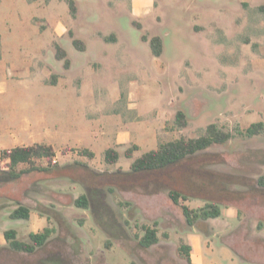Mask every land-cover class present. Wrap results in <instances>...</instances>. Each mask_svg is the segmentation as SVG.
Instances as JSON below:
<instances>
[{
	"label": "rangeland",
	"instance_id": "rangeland-1",
	"mask_svg": "<svg viewBox=\"0 0 264 264\" xmlns=\"http://www.w3.org/2000/svg\"><path fill=\"white\" fill-rule=\"evenodd\" d=\"M74 3L73 13L68 0H0V133L25 119L32 132L24 144L57 152L56 163L35 161L49 171L11 179L0 168V264H264V128L246 133L264 124V0ZM143 34L162 38L160 56ZM179 109L184 128L173 123ZM209 123L232 137L158 175L118 172L161 142L204 134ZM117 132L136 141L114 143ZM83 146L96 156L80 155ZM107 146L119 151L116 163L104 161ZM169 187L187 194L181 202L190 208L219 204L221 215L189 225ZM81 193L88 208L73 204ZM17 204L29 207V219L9 218ZM155 221L160 241L142 248L135 234ZM45 226L55 232L33 253L11 249L3 236L15 229L29 240ZM182 243L193 247L190 261Z\"/></svg>",
	"mask_w": 264,
	"mask_h": 264
},
{
	"label": "trees",
	"instance_id": "trees-1",
	"mask_svg": "<svg viewBox=\"0 0 264 264\" xmlns=\"http://www.w3.org/2000/svg\"><path fill=\"white\" fill-rule=\"evenodd\" d=\"M70 10L74 13L75 3L74 0H68ZM246 5V4H245ZM258 9L264 12V4L259 5ZM140 28L139 24H137ZM72 38V44L77 49H84V44L81 40L75 38L72 32H69ZM108 38V37H106ZM142 40L148 41L151 53L154 56H160L163 51L162 38L159 35H154L151 38H147L144 34ZM66 52L59 45L55 47V57L63 60V66L65 69L69 68L70 62L66 57ZM54 82V81H53ZM173 123L175 127L184 128L188 125V116L184 110L179 109L174 114ZM264 124L262 121L250 124L246 128L248 136L259 134L263 131ZM232 137L230 132H224L220 130L216 124L209 123L205 128V133L197 137H180L173 140L161 142L157 148L147 150L141 155L133 159L130 163V169L128 171L118 170L123 176H136L144 173H150L158 175L165 171L172 165L179 164L183 160L196 156L202 152H205L207 148L216 144H223ZM137 145H131L124 151V155L128 158L133 156L134 150ZM1 154L8 158V169L6 173L9 178L15 179L20 177L24 173L38 171H49V165L53 164L52 160L55 156V151L52 145L45 143H38L26 146H14L10 149L0 150ZM79 154L88 158H93L94 153L87 148L79 150ZM104 161L113 164L119 159V151L115 148H107L104 151ZM39 159L47 160V166H38L35 161ZM29 164L28 167L18 169L17 167L22 164ZM84 168H88V165L82 162H76ZM257 183L264 187V175H261L257 179ZM169 199L181 209V212L185 216L189 225H195L198 221H205L209 218H217L221 215L222 210L219 204L214 202H206L204 205L198 208H190L188 205L181 202V200H188L189 196L179 189L169 187L166 188ZM76 207L88 208L89 197L87 193L79 194L73 201ZM30 209L26 205L17 204L16 207L9 213L10 219H29ZM158 223L155 221L152 225L142 224L139 227L140 235L135 234L138 244L142 248H148L153 244L160 241L157 229ZM55 232V227L45 226L42 230L29 233V240H19L17 238V231L15 229H6L3 232L4 239L7 241L8 246L16 251H22L27 253L35 252L39 247H42L48 238ZM179 249L186 255L187 260L190 261L191 245L180 244ZM130 264H135L133 261Z\"/></svg>",
	"mask_w": 264,
	"mask_h": 264
},
{
	"label": "crops",
	"instance_id": "crops-1",
	"mask_svg": "<svg viewBox=\"0 0 264 264\" xmlns=\"http://www.w3.org/2000/svg\"><path fill=\"white\" fill-rule=\"evenodd\" d=\"M146 3V2H145ZM148 4V2H147ZM107 36H105V39H108L106 38ZM104 41V39H102ZM118 40V39H117ZM117 40H114V41H110V42H116ZM107 41V40H105ZM108 42V41H107ZM84 44V43H83ZM86 48V45L84 44V49ZM83 49V50H84ZM163 52V51H162ZM70 62V60H69ZM70 67V65H69ZM69 69V68H68ZM60 79V78H59ZM59 79L57 81H54L53 83H58ZM6 86V82L4 80H1L0 82V97L3 96V94L5 93V88ZM2 100V97L0 98ZM127 120V119H126ZM21 124L20 126H18L16 132L14 130H12L10 127L7 128V130L3 133H0V150H7V149H10L14 146H26L28 144H24V142L22 141V138L24 136H31V129L29 127V121L28 120H21ZM127 123V121H126ZM128 124V123H127ZM122 132H117L114 137H113V142L114 143H118V142H125V143H128L129 141H136V139L134 138L133 135H130V134H126V135H123L121 134ZM40 136H42V133H39ZM34 143V142H33ZM32 143V144H33ZM39 143V142H38ZM114 145V144H113ZM136 145V144H134ZM138 147V145H137ZM54 148V147H53ZM83 148H87L85 146H83ZM107 148H114L112 146H107L104 151L107 149ZM88 150L92 151L94 153V151L92 149H89L87 148ZM116 149V148H115ZM138 149V148H137ZM55 151V150H54ZM145 152V151H144ZM141 155V154H140ZM55 156H57V152L55 151ZM94 156L95 153H94ZM35 232V231H34ZM4 244V241H0V245H3ZM192 250H193V247L191 245V251H190V260H191V257H192Z\"/></svg>",
	"mask_w": 264,
	"mask_h": 264
},
{
	"label": "built area",
	"instance_id": "built-area-1",
	"mask_svg": "<svg viewBox=\"0 0 264 264\" xmlns=\"http://www.w3.org/2000/svg\"><path fill=\"white\" fill-rule=\"evenodd\" d=\"M7 162H8V158L3 156L0 152V168L2 169H8V165H7ZM53 163H56V159H53L52 160Z\"/></svg>",
	"mask_w": 264,
	"mask_h": 264
}]
</instances>
